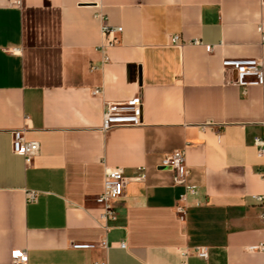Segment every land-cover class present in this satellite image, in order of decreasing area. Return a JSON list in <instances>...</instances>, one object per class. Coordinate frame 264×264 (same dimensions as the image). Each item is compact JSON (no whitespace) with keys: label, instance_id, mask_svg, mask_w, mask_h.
<instances>
[{"label":"crops","instance_id":"crops-1","mask_svg":"<svg viewBox=\"0 0 264 264\" xmlns=\"http://www.w3.org/2000/svg\"><path fill=\"white\" fill-rule=\"evenodd\" d=\"M101 11L123 28L104 65ZM261 24L264 0H0V264L16 249L29 264H264V251L249 250L264 244V204L253 198L264 195L254 144L264 88L244 94L223 68L264 62ZM175 34L214 51L174 45ZM136 98L142 125L101 130L105 102ZM15 129L40 143L31 165L12 152ZM181 149L198 188L184 221V188L161 167ZM106 165L127 178L109 232L96 221ZM26 190L40 192L36 203Z\"/></svg>","mask_w":264,"mask_h":264},{"label":"built area","instance_id":"built-area-1","mask_svg":"<svg viewBox=\"0 0 264 264\" xmlns=\"http://www.w3.org/2000/svg\"><path fill=\"white\" fill-rule=\"evenodd\" d=\"M15 7L22 6V0H12ZM97 17L101 20L102 43L98 47L101 53V65L109 61L108 50L120 42V35L123 28L118 26H111L107 23L104 13L99 12ZM259 32L262 37V44L264 45V24L259 26ZM170 42L174 45H185L186 43L192 45H204L200 39H194L189 42L182 40L181 36L175 34L171 37ZM205 46V45H204ZM208 52L214 51V46H205ZM97 68V67H93ZM223 68L225 71H234L237 75V80L234 84L243 88V93L247 94V89L250 86H260L264 88V62L262 59H224ZM103 89L94 88L92 95L101 96ZM143 101L141 98L133 99L128 102H105L103 124L101 130L106 132L118 127H135L143 124ZM12 134V152L16 155L22 156L27 165H31L34 159L40 153V143L37 141H30L26 137V129H15ZM254 144L257 147L258 156L264 160V137H255ZM161 167L170 169L175 173V184L182 186L184 192L180 195L175 211L181 221H184L189 208L190 201L198 196L197 186L188 183L189 168L186 163L185 149L176 150L167 155ZM127 185V178L124 176L123 167L120 166H105V177L103 191L96 198L101 213L96 219L97 223L106 232L113 228V224L118 220V212L116 210L117 202L124 196ZM40 192L36 190H26V200L28 203H36L38 201ZM258 203L264 204V195H255L253 197ZM197 205H200L197 202ZM101 247L107 248V242L103 241ZM119 246L127 249V242L122 241ZM77 249H91L95 247L91 244H75ZM250 251H264V244L259 246L249 247ZM190 252H186L188 254ZM192 253L203 259L209 258V251L207 248H194ZM12 264H29L28 252L24 249H16L11 255ZM97 264H106L104 262Z\"/></svg>","mask_w":264,"mask_h":264}]
</instances>
